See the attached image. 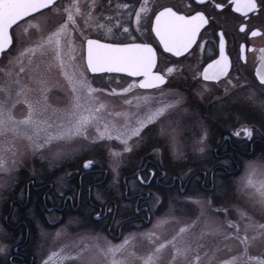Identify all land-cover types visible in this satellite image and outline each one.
<instances>
[{
    "label": "snow or ice",
    "instance_id": "1",
    "mask_svg": "<svg viewBox=\"0 0 264 264\" xmlns=\"http://www.w3.org/2000/svg\"><path fill=\"white\" fill-rule=\"evenodd\" d=\"M138 2L140 7L134 10L135 20H131L132 14L129 13L126 22L119 11L112 16L104 15L102 0H0V172H11L29 155L38 154L43 158L46 153H50L58 158L67 152H74L84 146L75 145L76 139L92 144L97 140L115 138L124 145L123 151L129 152L132 137H140L148 124L166 110L182 103V99L178 98L173 103L154 108L153 98L146 94L124 100L128 105H132L135 100L136 108L143 106L142 114L116 112L115 116L124 118V123L119 125L105 120L101 113L106 105L103 102L97 104L93 94L99 90L89 82L87 71L98 73L107 69L143 77L127 87L111 90L112 93H130L137 87L159 90L177 72V67L171 65L163 72L154 71L158 57L151 43H103L100 39L89 38L85 34L88 28L103 30L107 36L119 32L134 39L129 26L134 22L139 32L143 21L149 25L145 31L154 33L165 53L182 57L197 44L201 29L215 26L219 29L216 33L219 56L203 67L202 72L193 75L200 85L199 94L203 96L205 92L211 91L208 82L219 84L224 77L225 96L234 90L247 91L246 98L264 111V98H256L257 92L264 97V48L260 49L261 62L255 69L252 82L240 81L238 75L234 79H227L231 61L225 53V36L231 28L238 27L240 32L246 35L250 32L253 37L260 34L258 29L248 27L228 9L245 17L250 13L264 15V0H228L227 8L224 0H194L201 10L192 8L189 3L183 5L191 9L187 13L176 4L153 6L151 0ZM108 6L112 7L110 2ZM117 8L127 10L129 5L122 3ZM56 17L60 22L48 30L49 21ZM77 17L83 20V28L78 24ZM126 23L129 26H125ZM74 32L79 33L84 42L86 55L83 65L76 63ZM199 47L203 48L204 44L200 43ZM49 52L51 58L46 59ZM243 53L244 45H241L240 60L245 59ZM53 72L63 82L53 81ZM53 92L60 94L64 101L62 105L53 102ZM21 103L26 105V111L17 116L16 108ZM90 127L95 128L94 137L89 136ZM255 134L256 130L247 125L232 133L236 137L246 138V147L247 144L255 143ZM261 139L264 140V136ZM206 141L207 132L201 136L200 143L203 145ZM54 145L56 150L53 152ZM199 151L203 152L204 148L201 147ZM252 154H255L254 149ZM110 155L115 158L120 153L110 149ZM92 163L86 160L83 166L88 168ZM117 166L114 164V171ZM244 167L245 177L239 191L245 198L246 206H233L238 213L236 220L227 218V208L212 209L211 199L204 202L197 200L194 203L200 206L199 215L179 227L170 239H164L163 242L154 240L157 235L155 231L139 234L152 245L143 255H138L134 247L130 246L137 235L133 233L120 244H112L96 234L89 238L91 243L79 246L77 242L73 245L75 251L63 245L51 256L67 255L75 264H264V255L250 254L255 244H264V179H254L257 174L264 176V149L261 150L260 158L246 160ZM139 179L141 182L145 180L144 177ZM96 199L104 205L95 212L97 219L103 218L105 213L114 214L118 210L107 206L109 201L99 192L96 193ZM155 203H159V200ZM205 204L211 209L210 214H206ZM221 212L224 213V219L218 221L215 214ZM170 219L175 218L159 219L153 228H161ZM202 219L203 226L195 231ZM59 235L60 232L57 233ZM232 242L241 246L240 250L226 259L220 258L222 251H232ZM166 250L169 251L167 261L164 260ZM2 251L4 249L0 247Z\"/></svg>",
    "mask_w": 264,
    "mask_h": 264
},
{
    "label": "rangeland",
    "instance_id": "2",
    "mask_svg": "<svg viewBox=\"0 0 264 264\" xmlns=\"http://www.w3.org/2000/svg\"><path fill=\"white\" fill-rule=\"evenodd\" d=\"M114 5H118V3ZM104 13L109 16L111 14L110 10H106ZM59 22L58 17L52 18L49 21L48 30L54 28ZM77 22L83 28V20L77 17ZM115 33L118 35V32ZM85 34L88 36V29H85ZM72 35L75 46L74 54L77 57L76 63L83 65L84 42L79 33L74 32ZM109 39L114 41L116 38L109 37ZM28 42H31V38H29ZM51 55L49 52L46 59H50ZM189 59L184 61H189ZM86 75L92 86L99 90L93 94L97 98V104L103 102L106 105L105 109L102 110V116L105 120L115 122L118 125L124 123V118L122 116H115L116 112L128 111L142 114L144 111L143 106L140 108L135 107V100H133L132 105L125 104L124 100L126 99L143 97L147 94L153 98L152 106L154 108L173 103L178 98L182 99V103L173 109L166 110L163 115L159 116L151 124H148L142 130L140 137H132L129 141L131 146V151L129 152H124V145L115 138L112 140H97L92 144L76 139L74 141L75 145L83 144L84 146L74 152H67L58 158H54L50 153H46L43 158L38 154L29 155L21 160L11 172H0V218L8 211L10 200L17 199L24 203V189L30 180H34L36 184H53L55 197L48 199L49 202H56L59 205L68 193L75 199L77 192L75 186L78 181V174L84 170V162L91 160L93 161L92 165H95L97 169L106 171V174L101 172L90 177V179L98 180L99 182L103 181L101 186L92 189V199L97 204L102 205L96 199V193L98 192L107 201L111 198L115 199L118 205L116 222L120 224L124 220L132 219L135 216L134 203L124 200L122 181L127 174H130L132 169L141 167L143 161L146 159L155 161L164 170L169 172L168 180H166L167 182L165 181L166 184L171 181L172 176H178L184 183L192 172L197 169H202L209 174L217 165L230 171H235L230 175L219 171L211 183L208 176L207 188H210L212 184L214 186L212 191L209 189L204 191L200 187L202 181L201 175L194 177L183 193L178 188L172 190L155 189L150 198L142 203V205L147 207L150 214L149 221L139 222L133 226L124 228L122 237L118 243L110 241L108 238L107 241H110L112 244H120L130 234H137L130 246L134 247L138 255H143L152 245L145 237L139 234L155 231L157 235L153 238L154 240L163 242L164 239H170L179 230V227L184 223L191 222L192 219L199 215L200 206L194 203L197 200L204 202L207 199H211L212 209L227 208L228 219L236 220L238 218V213L233 206L239 205L241 208L246 206L245 198L239 191L245 177V161L260 158L263 148L262 146H254L255 154L253 155L250 150L251 143L247 144L246 147V138L243 136L236 137L232 133L247 125L256 130L254 139L264 136V111L246 98L247 91L234 90L231 94L225 96L223 91L224 84L220 86L209 84L211 91L205 92L201 96L199 94L200 85L196 80L183 82L172 80L169 84L159 88V90L148 91L137 87L130 93H120L119 91L112 93V89L119 90L127 87L133 81L123 79L118 77V75L91 76L88 71ZM51 79L63 82L62 78L55 72L51 74ZM161 92L163 95H161ZM256 98L259 100L264 97L257 92ZM52 99L58 105L64 103L58 92L52 93ZM25 111L26 105L21 103L16 108V115L20 116ZM100 127L102 128L103 125H100ZM205 132H207V141L202 145L200 138ZM224 134L230 136L235 142L234 145L246 153L244 155H234L236 165L230 159H216L214 156V151L220 145ZM95 135V128L90 127L89 136L94 137ZM201 147L204 148L203 152L199 151ZM110 149L120 153V155L114 158L110 155ZM55 150L56 146L54 145L52 151L54 152ZM227 150H229L228 146L225 145L222 152ZM114 164L118 165L115 171L113 170ZM142 177L147 180V176L144 175ZM254 179L258 181L264 179V176L257 174ZM87 182L84 180L83 185L86 186ZM126 186L130 193H136L143 189L136 178L126 180ZM39 195L35 196L30 192L28 199L29 204L26 209V218L29 222L33 223L36 231L35 235H30L27 251L39 254L40 244L37 242L36 246L34 245V241H37V239H39V242L44 243L50 239L57 242L58 247L68 245L69 250L75 251L73 245H76L77 242H79V246H83L87 238L98 234L94 230L73 231L71 227L76 224L79 214H72L70 211L64 213L62 217L65 218L61 220L55 219L58 217L57 214L47 215L50 217L48 220L50 223L48 222L47 225L44 220H40L42 215L46 216L45 213L43 212L40 216L39 209H37L36 203L40 200ZM157 199L159 203H155ZM204 207L206 214H210L211 209H208L206 204ZM82 209H84L83 206ZM17 213L18 210L14 209L11 222H17ZM87 215L90 217V222L96 225L97 222L92 219L93 214ZM141 215L146 217L145 212H142ZM215 215L218 221L224 219V213L222 212ZM164 217H174L175 219H170L161 228L154 229L153 226L157 221ZM202 226L203 219L195 231H199ZM58 232H60L59 236H57ZM91 242V240L88 241V243ZM230 247L232 251H222L219 254L220 258H228L239 251L241 246L232 242ZM250 254L264 255V244L259 242L255 244L251 248ZM41 255L45 256V254ZM168 258L169 251L166 250L164 252V260L167 261ZM57 264H75V262L68 258L61 260Z\"/></svg>",
    "mask_w": 264,
    "mask_h": 264
},
{
    "label": "flooded vegetation",
    "instance_id": "3",
    "mask_svg": "<svg viewBox=\"0 0 264 264\" xmlns=\"http://www.w3.org/2000/svg\"><path fill=\"white\" fill-rule=\"evenodd\" d=\"M109 2L112 5L111 8H109L108 6ZM116 3H118V5L127 3L129 5V8L127 10L118 9L117 5H114ZM151 3L153 6L161 4H176L181 6V10L185 11L186 13L190 12L191 9H186L183 7V5L191 3L192 8L201 10L196 5L194 0H151ZM224 3L227 8L228 0H224ZM139 7L140 4L138 0H102V11L104 15L106 14L104 13L106 12V10H110V16L119 11L123 16L124 21L126 22L129 20V13L132 14L131 20H135L134 10L138 9ZM208 10H211L210 7ZM97 11H100V9H97ZM228 11H231L234 16L239 17L241 22L247 24L248 27L255 28L260 31L259 35L253 37L251 36L250 32L246 35L244 32H240L238 27H233L227 31L225 36V53L231 61V67L229 69V76L227 77V79H234L238 75L240 77V81L248 80L249 82H252L255 77V69L261 57L260 49L264 48V15L258 13H250L247 17H245L240 13H234V10L232 9H228ZM125 26L129 25L126 23ZM148 27L149 25L142 21L141 31L137 32L136 24L132 22L129 26V31L134 39H130L127 34L122 35L119 32L118 35L115 33L116 35L114 34L111 36H107L105 35V32L103 30L97 31L93 28H88V37L93 39H100L101 41L110 43H151L156 49L158 57L157 65L154 68V71L163 72L166 67L171 65H175L177 67V72L170 76L165 84L160 86L159 88L169 84L172 80L182 82L189 80L195 81L193 79V75L196 72H202L203 67H205L208 63L218 58L219 56V40L218 36L216 35L219 29L215 26H206V30L201 29V33L197 37V44H194L187 53L183 54L182 57H175L170 53H165L162 46L159 45L158 39L155 37L154 33L145 31V29H148ZM109 37H114L116 39L112 41L109 39ZM200 43L204 44L203 48L199 47ZM241 45H244V60H240L238 58ZM188 58H190L189 61H184ZM181 66L183 67L181 68ZM118 77L132 81H139L140 79H143V77H133L121 74H118ZM199 80L202 81V77H200ZM225 82L226 79L223 77L221 79V83L219 84L213 81H210L208 83L210 85L220 86L222 84H225ZM154 90L156 89H150L148 91ZM234 143L235 142L231 139L230 136L224 134L222 136L220 145L214 151L215 158H227L232 160V162H234L235 164L234 155H244L246 153L243 152L242 149L235 146ZM225 145L228 146L229 150L222 152V149L225 147ZM254 146H262V148L264 149V140H262L261 138L255 139V143H251L250 145L251 153ZM101 171L106 174L105 170L97 169L95 165H91L89 170H86V168L84 167V170L78 174V181L75 186L77 189L76 198L74 199L73 196L68 193L64 196L62 202L59 205H57L56 202L52 203L48 200L51 197H55L53 193V184H36L34 180L28 181L24 189V203L17 199L10 200L8 211L2 218H0V247L4 249V251L0 252V264H45L46 261L48 262V264H57L58 262H61V260L68 259L67 255H61L57 257L51 256V253L57 251L60 247L57 246V242L50 239H48L45 243L41 241L39 242V239H37V241H34L35 246L37 242L40 244L39 254H34L31 251H27L30 235H35L36 231L33 223L29 222V220H27L26 218V209L29 204L28 199L31 190L35 196H38L40 194V200L36 203L37 209H39L38 212L40 216L43 214V212L45 213L46 216L42 215L40 217V220H44L47 225L50 218L47 215L57 214L58 217L55 219L61 220L65 218L62 217V215L67 211H70L72 214H79L76 224L71 227L73 231L94 230L96 233L106 238V240L110 239V241L118 243V241L122 237L124 228H126L127 226H133L134 224L139 222L149 221L150 214L148 213L147 207L142 205V203L150 198L155 189L159 188L163 190H172L178 188L179 191L183 193L184 189L187 188V186L193 179L194 174L197 173L198 175L202 176L200 187L204 191L207 189L212 191L214 188L212 184L210 188H207L208 176L211 183L214 180V176L217 175L219 171L230 175L235 170L230 171L227 168L217 165L208 174V172L202 169H197L192 172V174L184 183L178 176H172L173 178L171 179V181L166 184L169 172L167 170H164L162 166L155 161L146 159L143 161L141 167L132 169L130 174H127L122 181L124 187V200L129 203H134L135 216L132 219L124 220L120 224L116 222L117 211H115L114 214L105 213V216L100 219H97L95 215V212L100 211L104 207V205H99L92 199L91 191L92 189L101 186L103 184V181L99 182L98 180L90 179V177L101 173ZM144 175L147 176V180L141 182L139 178ZM129 178H136L142 185L143 189L136 193H130L128 187L126 186V180H128ZM84 180L88 181L86 186L83 185ZM82 206L84 209H82ZM107 206H112L114 209H117L118 207L116 200L113 198L109 200ZM14 209L18 210V218H16L17 222L15 223L11 222V216ZM142 212H145L146 217H143L141 215ZM87 214H93L92 219L93 221L97 222L96 225H93V223L90 222V217ZM88 241H90L89 238H87L84 243H88ZM40 253L45 254V256L41 255Z\"/></svg>",
    "mask_w": 264,
    "mask_h": 264
},
{
    "label": "water",
    "instance_id": "4",
    "mask_svg": "<svg viewBox=\"0 0 264 264\" xmlns=\"http://www.w3.org/2000/svg\"><path fill=\"white\" fill-rule=\"evenodd\" d=\"M103 43H109V42H104V41H102ZM185 54V53H184ZM85 55H86V51H85ZM173 55V54H172ZM260 62L261 61H259V63H258V65L257 66H259V64H260ZM154 70V69H153ZM89 73L90 74H92V75H99V74H122V75H127V76H131L130 75V73H126V72H116V71H108L107 69H105L104 71H102V72H98V73H91L90 71H89ZM223 78V77H222ZM221 78V79H222ZM213 82H215V81H213ZM162 86V85H161ZM146 90H149V89H146ZM90 169V167H88V168H86V170H89Z\"/></svg>",
    "mask_w": 264,
    "mask_h": 264
},
{
    "label": "trees",
    "instance_id": "5",
    "mask_svg": "<svg viewBox=\"0 0 264 264\" xmlns=\"http://www.w3.org/2000/svg\"><path fill=\"white\" fill-rule=\"evenodd\" d=\"M96 168H97V167H96ZM101 172H102V171H101ZM102 173H104V172H102ZM197 175H198L197 173H196V174H194L193 178H194V177H196ZM31 192H32V190H31Z\"/></svg>",
    "mask_w": 264,
    "mask_h": 264
}]
</instances>
